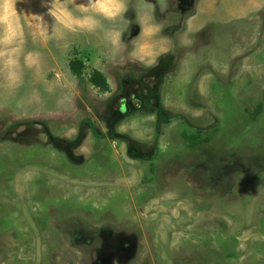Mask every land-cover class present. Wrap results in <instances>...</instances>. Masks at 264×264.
I'll list each match as a JSON object with an SVG mask.
<instances>
[{
    "label": "rangeland",
    "instance_id": "374dc122",
    "mask_svg": "<svg viewBox=\"0 0 264 264\" xmlns=\"http://www.w3.org/2000/svg\"><path fill=\"white\" fill-rule=\"evenodd\" d=\"M184 1L160 39L144 0L94 32L64 27L84 0H17L39 62L0 75V264H264V0Z\"/></svg>",
    "mask_w": 264,
    "mask_h": 264
},
{
    "label": "clouds",
    "instance_id": "9594fccd",
    "mask_svg": "<svg viewBox=\"0 0 264 264\" xmlns=\"http://www.w3.org/2000/svg\"><path fill=\"white\" fill-rule=\"evenodd\" d=\"M100 2L109 6L115 15H105L96 11V7ZM144 3L149 5L152 11L153 22L148 25V28H151L152 31L149 32L145 25L137 19L136 23L140 28V35L167 39V37L162 35L163 25L156 19L159 0H156L155 3L144 0ZM16 5L17 0H0V75L3 76L9 90H15L22 83L21 57L25 67H35L39 62V53L27 52L25 54L23 52V25L20 19L21 13L17 10ZM77 7L82 13L80 16H73L71 10H68L70 26L65 23L64 27L69 31L79 29L94 32L102 27L101 17L104 20H115L118 15L126 14L128 11L126 0H84ZM166 10L167 6L165 4L161 12ZM49 14L51 15V9ZM40 19H43V17H40ZM121 36V33L116 32L115 37H113L111 42L114 48L122 43ZM135 51L134 47L133 53ZM164 51L166 50H159L157 56L164 54Z\"/></svg>",
    "mask_w": 264,
    "mask_h": 264
},
{
    "label": "trees",
    "instance_id": "16d2710c",
    "mask_svg": "<svg viewBox=\"0 0 264 264\" xmlns=\"http://www.w3.org/2000/svg\"><path fill=\"white\" fill-rule=\"evenodd\" d=\"M77 50L74 51V56L68 60L69 71L76 76L80 83H89L92 87L98 89L101 92H107L110 90V86L107 82L105 75L97 70L91 69L88 73L84 72V62L81 58L77 57ZM184 138L187 140V145L193 147L197 144L198 140L195 135L184 134Z\"/></svg>",
    "mask_w": 264,
    "mask_h": 264
},
{
    "label": "flooded vegetation",
    "instance_id": "af4514ba",
    "mask_svg": "<svg viewBox=\"0 0 264 264\" xmlns=\"http://www.w3.org/2000/svg\"><path fill=\"white\" fill-rule=\"evenodd\" d=\"M185 1L184 0H181V3H184Z\"/></svg>",
    "mask_w": 264,
    "mask_h": 264
},
{
    "label": "crops",
    "instance_id": "0c3cea01",
    "mask_svg": "<svg viewBox=\"0 0 264 264\" xmlns=\"http://www.w3.org/2000/svg\"><path fill=\"white\" fill-rule=\"evenodd\" d=\"M111 11H112V9H111Z\"/></svg>",
    "mask_w": 264,
    "mask_h": 264
}]
</instances>
